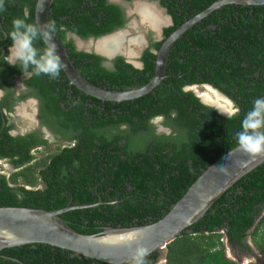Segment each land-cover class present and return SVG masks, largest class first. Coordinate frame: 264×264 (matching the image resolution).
<instances>
[{"label": "trees", "instance_id": "16d2710c", "mask_svg": "<svg viewBox=\"0 0 264 264\" xmlns=\"http://www.w3.org/2000/svg\"><path fill=\"white\" fill-rule=\"evenodd\" d=\"M216 1L162 0L174 21L166 29L165 39ZM37 2L7 0L6 9L0 12L3 33L12 30L16 18L36 23ZM120 15L121 10L107 0H55L49 14L50 21L58 23L56 32L63 43L65 31L59 28L64 25L84 39L100 37L116 29ZM210 23L217 29L209 30ZM11 44L10 39L4 43L6 54ZM64 45L82 76L107 90L140 88L155 74L156 55L149 52L143 70L123 58H117L115 68L109 70L102 66L101 57L78 52L73 43ZM155 45L159 49L162 42ZM36 46L45 45L38 42ZM2 65L7 70L1 71L4 84L9 76H33L27 84L39 88L43 107L53 116L50 123L63 134L75 131L80 144L38 159L31 150L46 141L35 134L12 136L13 126H4L6 117L0 112V159L9 160L15 169L9 177L0 173V207L57 211L102 202L69 211L61 218L76 232L87 235L108 228L142 227L164 218L208 167L238 147L236 132L243 116L256 98H264V5L227 4L193 26L171 48L164 81L135 101L118 104L82 94L75 86L69 87L63 70L57 80H51L33 75L31 68L22 72L19 63ZM210 68L215 73L209 72ZM196 84L221 88L239 107V114L226 119L203 105L193 92L184 91L185 86ZM68 91L73 96L82 94L81 102L74 101L75 108L66 104L70 101ZM116 108L123 112L117 118L113 113ZM128 109L131 112L127 113ZM157 116H166L174 133L181 130L178 137L155 136L148 120ZM122 124L129 125L134 134L149 130V136L133 146L131 135L109 137L97 132ZM263 206L264 163L241 178L203 219L168 245L167 264H238L227 258L222 239L227 235L238 243L252 228L264 251V216L255 226ZM158 257L156 252L147 260L155 264ZM0 264L105 263L50 245L29 244L1 250Z\"/></svg>", "mask_w": 264, "mask_h": 264}, {"label": "water", "instance_id": "95a60500", "mask_svg": "<svg viewBox=\"0 0 264 264\" xmlns=\"http://www.w3.org/2000/svg\"><path fill=\"white\" fill-rule=\"evenodd\" d=\"M53 2L54 0H38L35 10L36 23L44 24L50 21L49 14ZM227 4L259 5L264 4V0H219L202 13L187 20L163 43L157 54L154 78L140 88L115 91L92 84L76 68L56 32L53 41L58 47L64 64L63 71L71 85L103 102L134 101L149 94L162 83L173 44L193 26ZM171 23L169 16V24ZM105 38L108 36L91 38L89 42L96 43ZM86 50L89 53L104 55L93 47ZM114 56L107 57L113 59ZM228 153H230L229 156ZM263 163L264 156L252 158L236 147L208 167L183 198L160 221L142 227L108 228L101 234L87 235L76 232L65 223L61 215L77 209L99 206L102 202L93 205L68 206L57 211L0 207V251L29 244H44L105 264H130L137 242L150 250L148 257L156 252L164 253L170 243L203 219L210 208L231 187ZM9 167L12 168L10 165ZM220 167H224L223 170ZM130 237L134 239L129 240Z\"/></svg>", "mask_w": 264, "mask_h": 264}, {"label": "flooded vegetation", "instance_id": "af4514ba", "mask_svg": "<svg viewBox=\"0 0 264 264\" xmlns=\"http://www.w3.org/2000/svg\"><path fill=\"white\" fill-rule=\"evenodd\" d=\"M107 2L109 4L117 6L121 10V15L120 18H118L117 20L119 24L117 25L116 29L111 33L103 36L111 37L116 34L117 35L120 34L121 36L119 35L115 36L118 38L111 39L110 41L107 42L108 45H106V48L107 46L108 48L104 49L106 50L105 51L106 53L104 52V50L99 51L100 53L105 54V56L97 55V54L95 55L103 59L102 66H104L109 70L115 68V62L117 58H123L128 64L132 65L134 68L143 70L145 67V62H144L145 54L149 52L156 55V53L160 50L162 45L160 46L159 49H157L155 44H158L160 42H162L163 44V42H165L173 34L171 33L165 39L166 29L174 25L172 15L169 13L168 8L162 4V0H107ZM229 5H234V4H229ZM263 5L264 4H259L258 6H263ZM246 6H252V5H246ZM6 7H7V0H5V9ZM169 16L171 17L172 20L171 24H169ZM63 20H64L63 22H65L67 20V17H64ZM2 23L3 21H1L0 23V29H1L0 31V64H1L0 65V112L6 117L4 126L5 125L13 126L10 133L14 137H27L28 135L35 134L38 139L42 141H46V144H39L38 146H34V148H32L31 150V154L34 155L35 157H38V159L56 152H61L62 150L65 149H69V148L72 149L78 147L80 142L76 137H74V133H76L75 131L70 129L65 131V133L63 134L60 132L59 127H55V125L50 123V121L53 120V116L52 114L49 115L46 113V110L43 107L42 98L39 96L40 95V92L38 90L39 88L35 86L31 87L27 84V81L33 77L31 74L9 76L7 78L6 84L3 83V80H5V78L4 76L1 75V71L6 73L7 70L4 68L2 63L3 64L5 63L6 67L7 66L14 67V66L8 64L6 59H4V57L7 56L9 53L6 54V51L4 49V43H6L7 39L2 38L4 34ZM55 24L58 23L55 22ZM66 28L67 27L65 25L59 28V30L65 31V35H64L65 44L73 43L76 51L84 52L88 54H94V52L92 53L87 52L86 48H83L85 45L83 47H80L79 43L82 42L88 43L89 39L91 38H100L103 36L90 37L84 39L83 37H80L74 34L73 32L66 30ZM207 28L209 30H213V29H217V26L215 24L210 23ZM111 41L113 42L111 43ZM78 44L79 47H77ZM67 51L69 50L67 49ZM118 52H122V53H118ZM110 53H113V55H115L113 59H109L106 56L107 54L110 55ZM209 72L215 73L213 70H211V68L209 69ZM165 78H166V73L164 79ZM67 80L69 87L72 88L73 85H71V82L68 77ZM63 81L65 82L64 79ZM193 87H205V88L208 87L210 93L216 94L218 98L225 99L231 105V108L227 110L225 106L220 105L219 100H212L210 96L204 94L202 97L206 101L208 102L210 101L212 104L215 103L216 104L211 105L206 103L202 97L197 96V94L194 92ZM184 91L193 92L200 99L203 105L216 110L217 113L218 112L227 113L232 109L233 103L235 104V102L230 97H228L225 94V92L221 90V88H218L214 84H196L191 86H185ZM66 94L68 100H70L67 101L68 103L66 102V104H69L72 107L74 106L73 108H75L76 104L74 101L81 102L82 94L85 93L82 92V94L78 96H73L72 93L68 91V93ZM59 101L62 102V97L61 100ZM128 110L129 111L127 113L131 112L130 109ZM101 111L102 112L104 111V107H102ZM121 111L122 110L119 108L114 109L113 110V113H115L114 117L117 118L120 113H123ZM218 115L226 118L220 113H218ZM172 116L175 115L172 114ZM157 117H162L163 119L157 120L156 117H152L148 120V125L151 127V131L155 136L160 137L164 135L166 137H172V136L178 137L181 130L180 131L178 130L176 133H174V127L171 125L170 121H168L166 116H157ZM156 121H160V124H158ZM22 122H24L25 125H27L26 127L27 129L21 128L20 124H22ZM97 132L99 135L106 134L109 137L117 134L131 135L133 136L131 141L133 146H136L138 144L137 142H140L146 136H149V130H144L137 134L131 133V128L127 124L101 128ZM120 143L124 144L126 142L124 140L121 141ZM52 144H54V148H55L54 150H52ZM0 162H6L8 165L12 166L9 163V160L0 159ZM11 169L12 171L15 170L13 166ZM262 212L263 213L257 218L255 226L260 221L262 216H264V206L262 207ZM253 230L254 229L252 228L247 233V235L252 238L251 242H249L247 238L248 236L240 240V242L238 243H234L233 241H231L230 237L227 235L224 237V239H222L225 246H228L232 250V252H235L234 253L235 258L239 259L238 261L235 260H231V261L241 264L239 263V261L243 260L242 257L253 256L257 260L255 264H264V251L262 248H260L258 242L253 237L252 234ZM256 251L258 253H256ZM162 261L164 264H167V250L164 253H159V257L155 264H162Z\"/></svg>", "mask_w": 264, "mask_h": 264}, {"label": "clouds", "instance_id": "9594fccd", "mask_svg": "<svg viewBox=\"0 0 264 264\" xmlns=\"http://www.w3.org/2000/svg\"><path fill=\"white\" fill-rule=\"evenodd\" d=\"M4 10L5 0H0V11ZM55 32L56 25L54 21H47V23L41 24L39 22L28 23L21 18L14 19L12 21V30L4 33L2 37L12 41L11 47L8 49L9 54L4 59L13 66L19 63L22 72L31 68L32 74L37 77L44 75L51 80H57L64 68V64L58 47L53 41ZM38 42L43 43L45 46L38 48L36 46ZM239 112V107L233 103V107L229 112L218 113L228 119H232ZM156 119L160 120L163 118L156 117ZM236 143L238 150L249 157L264 156V98H256L251 109L243 116L241 128L236 132ZM229 155L230 153H228ZM223 168L220 167L221 170ZM131 239H134V237L129 238V240ZM149 255L150 250L137 242L132 252L131 264H149L147 260Z\"/></svg>", "mask_w": 264, "mask_h": 264}, {"label": "rangeland", "instance_id": "374dc122", "mask_svg": "<svg viewBox=\"0 0 264 264\" xmlns=\"http://www.w3.org/2000/svg\"><path fill=\"white\" fill-rule=\"evenodd\" d=\"M194 92L197 94V96L202 97L204 94L208 95L211 97L212 100H219V103L221 106H225L227 110H229L231 108V105L223 98H218L216 94L214 93H210V90L208 89V87H193ZM23 121V118H22ZM158 124H160V121H156ZM21 128L27 129V125H25L24 122H22V124H20ZM54 144H52V150H54ZM12 169L9 167V165L6 162H0V173L7 175L8 177L12 174ZM252 236V235H251ZM249 242H251V237L248 236L247 237ZM235 252H232V250L226 246V255L230 260H235L238 261V258H235ZM256 253H258L256 251ZM243 260H240L239 263L241 264H255V262H257L256 258L253 256H244L242 257ZM162 264L163 261H162Z\"/></svg>", "mask_w": 264, "mask_h": 264}, {"label": "bare ground", "instance_id": "6f19581e", "mask_svg": "<svg viewBox=\"0 0 264 264\" xmlns=\"http://www.w3.org/2000/svg\"><path fill=\"white\" fill-rule=\"evenodd\" d=\"M149 11V10H148ZM147 11V12H148ZM119 36H121L120 34H118ZM117 34L116 35H113V36H111V37H108V38H105V39H103V40H99V41H97L96 43H92V42H89V43H79L80 44V47H83L84 45V47L83 48H86V49H89L90 47H93V48H96L97 49V51L99 52V51H103L104 49H107L108 48V46H107V48H106V45H108L107 44V42L108 41H110L111 39H117L118 37H115V36H118ZM115 37V38H114ZM107 40V41H106ZM113 41H111V43H112ZM97 44V45H96ZM106 50H104V52H105ZM106 53V52H105ZM118 53H122V52H118ZM105 55V54H104ZM111 55H113V53H110V55H108L107 54V56H111ZM203 98V97H202ZM203 100L206 102V103H208V104H211V105H215V104H212L210 101L208 102V101H206L204 98H203ZM216 106H218V105H216ZM222 109H223V107H222Z\"/></svg>", "mask_w": 264, "mask_h": 264}]
</instances>
